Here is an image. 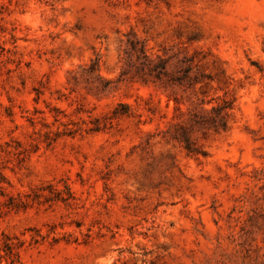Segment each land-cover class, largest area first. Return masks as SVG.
Returning <instances> with one entry per match:
<instances>
[{"label":"rangeland","instance_id":"1","mask_svg":"<svg viewBox=\"0 0 264 264\" xmlns=\"http://www.w3.org/2000/svg\"><path fill=\"white\" fill-rule=\"evenodd\" d=\"M131 39L198 81L139 79ZM222 99L197 153L168 137ZM2 232L18 264H264V0H0Z\"/></svg>","mask_w":264,"mask_h":264},{"label":"trees","instance_id":"2","mask_svg":"<svg viewBox=\"0 0 264 264\" xmlns=\"http://www.w3.org/2000/svg\"><path fill=\"white\" fill-rule=\"evenodd\" d=\"M127 58L126 63L129 67L136 68V75L138 78L148 82L154 83L160 82L166 88L173 87L175 85L186 86V88L192 87L196 83L198 78L191 75L190 68H184L181 74H175L169 71L168 66L170 59L166 57L158 56L157 58L149 57L145 51L143 45L138 46L137 40H129V46L126 50ZM97 65V62H93ZM131 71V70H130ZM168 100L171 99L170 94ZM177 105L176 109L180 110L177 98H173ZM201 105V104H200ZM232 108V101L222 99L216 105H213L210 109H204L200 106V109L193 108L188 111V118L175 124V130L168 132L170 139L178 141L188 152L197 153L199 151L198 145L193 137L195 129L207 130H223L227 128L229 110ZM130 114V107L126 103L120 102L118 106L113 110V116L119 117L122 115ZM98 129V128H96ZM7 208H19L20 203L16 201H10L4 203ZM2 245L0 246V263L6 262L9 264H18L21 261L20 250L25 246L26 241L22 240L17 235H12L6 232H2ZM40 235V234H38ZM34 242H38L36 236H32ZM57 241V238L54 239Z\"/></svg>","mask_w":264,"mask_h":264}]
</instances>
